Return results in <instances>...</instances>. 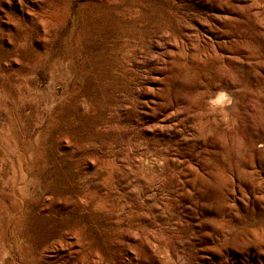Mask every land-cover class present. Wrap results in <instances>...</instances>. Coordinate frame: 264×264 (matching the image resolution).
<instances>
[{
  "label": "rangeland",
  "instance_id": "rangeland-1",
  "mask_svg": "<svg viewBox=\"0 0 264 264\" xmlns=\"http://www.w3.org/2000/svg\"><path fill=\"white\" fill-rule=\"evenodd\" d=\"M0 264H264V0H0Z\"/></svg>",
  "mask_w": 264,
  "mask_h": 264
}]
</instances>
